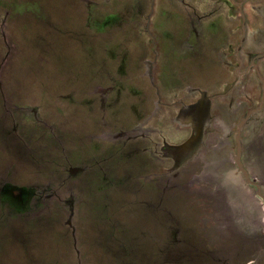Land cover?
I'll return each instance as SVG.
<instances>
[{
  "label": "rangeland",
  "instance_id": "1",
  "mask_svg": "<svg viewBox=\"0 0 264 264\" xmlns=\"http://www.w3.org/2000/svg\"><path fill=\"white\" fill-rule=\"evenodd\" d=\"M263 53L264 0H0V264H264Z\"/></svg>",
  "mask_w": 264,
  "mask_h": 264
},
{
  "label": "flooded vegetation",
  "instance_id": "2",
  "mask_svg": "<svg viewBox=\"0 0 264 264\" xmlns=\"http://www.w3.org/2000/svg\"><path fill=\"white\" fill-rule=\"evenodd\" d=\"M238 45L239 44H237V46H236V49H235V59H236V61H238V64H239V68H237V70L235 71V79H236V81L239 79V76H238V74H239V72H238V70H240V72H241V64L242 63H240L239 62V59H238V55H237V51H240L241 52V47H239V48H237L238 47ZM229 54H230V52H229ZM240 58V57H239ZM264 59V53L263 54H257V55H255V57H253V59L251 60V62H250V64H249V71H248V73L250 72V71H254L255 72V74H257L256 73V69H257V62L258 61H261V60H263ZM149 61L148 60H145V62H144V66H151V64H149L148 63ZM247 73V74H248ZM246 74V75H247ZM260 80V79H259ZM235 84L236 83H233L230 87H229V89H226L225 91H222V92H219V93H216L214 96H225V95H228L232 90H234V88H235ZM264 84V83H263ZM196 88L197 87H192V86H190V85H188V87L186 88V91L188 92V93H190L191 95L192 94H198V93H201V95H200V99L201 100H203V98L204 99H206V101H211L212 100V97H214V96H209L208 94H204L203 92H200L199 90H196ZM104 91H102L101 90V93H103ZM204 105V104H203ZM171 106H173V105H171ZM153 107L155 108V103H153ZM174 107V106H173ZM201 108H202V106H200V110H201ZM174 109H175V107H174ZM264 110V86H263V92H262V97H261V101H260V105H259V108H257V109H254V110H252L245 118H243L242 120H241V122H240V124L242 123V122H245L244 123V125H243V127H242V129L240 130L239 129V126H240V124H239V126H238V130H237V133H236V157H235V163H236V165H237V168H238V170H239V172L244 176V178H245V180L247 181V183L249 184V185H252V186H255L256 187V189H257V191H258V195H259V197L260 198H262L263 199V201H264V196H263V193H262V187L260 186V185H258V184H256V182H255V180H253L252 178H251V176H250V174H249V172L245 169V167H244V165H243V162H242V154H243V148H244V139H243V130H244V128L246 127V125H247V123L249 122V120L252 118V116L254 115V114H256V113H258V112H261V111H263ZM175 113V112H174ZM161 120H162V122H160V125H161V127H164V121H163V118L161 117ZM138 125H140V124H137V125H135L134 126V128L135 127H137ZM240 132V135L238 134ZM102 138H106V135H103V136H101V139ZM238 146H240V148H241V156H240V162H241V167H242V169H243V171H245L246 172V174H247V176H248V178L245 176V174H244V172L240 169V167H239V165L237 164V156H238ZM194 230V228L193 227H189L188 228V231L191 233L192 231ZM196 230H197V228H196ZM198 230H200L199 228H198ZM251 261H249L248 263H250ZM247 263V264H248Z\"/></svg>",
  "mask_w": 264,
  "mask_h": 264
},
{
  "label": "water",
  "instance_id": "3",
  "mask_svg": "<svg viewBox=\"0 0 264 264\" xmlns=\"http://www.w3.org/2000/svg\"><path fill=\"white\" fill-rule=\"evenodd\" d=\"M244 123H245V122H242V123L240 124V126H239V129H240V130L242 129ZM238 134L240 135V132H239ZM240 156H241V148H240V146H238V156H237V159H236V160H237V164L239 165L240 169L243 171V169H242V167H241ZM243 172H244L245 176L248 178L246 172H245V171H243Z\"/></svg>",
  "mask_w": 264,
  "mask_h": 264
}]
</instances>
